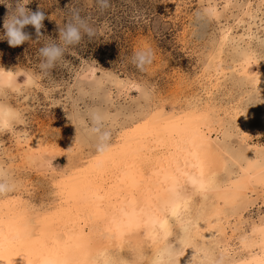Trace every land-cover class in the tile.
Listing matches in <instances>:
<instances>
[{"label":"rangeland","instance_id":"obj_1","mask_svg":"<svg viewBox=\"0 0 264 264\" xmlns=\"http://www.w3.org/2000/svg\"><path fill=\"white\" fill-rule=\"evenodd\" d=\"M26 7L45 13L42 35L27 26L30 41L0 40V66L37 78L35 87L0 98L22 114L11 133H0V170L14 185L0 195V239L13 222L32 218L35 236L57 234L51 241L65 248L102 189L120 185L121 162L138 168L132 154L167 137L201 135L213 152L216 191L193 196L183 223L171 221L164 248L132 235L92 264H229L261 255L264 242L254 239L264 227V0H109L107 8L98 0H30ZM6 11L0 5V33ZM74 13L94 36L42 71L39 49L57 41ZM143 49L153 60L140 71L131 60ZM93 113L103 116L99 124ZM213 210L221 220L206 236ZM186 239L191 246L180 251Z\"/></svg>","mask_w":264,"mask_h":264},{"label":"bare ground","instance_id":"obj_2","mask_svg":"<svg viewBox=\"0 0 264 264\" xmlns=\"http://www.w3.org/2000/svg\"><path fill=\"white\" fill-rule=\"evenodd\" d=\"M164 139L162 147H157L155 150L148 149L143 154H132L137 159V165H140L138 168H134V163L128 161L127 158L121 162L120 166L122 165L124 174L118 177L121 181L120 185L102 189L98 196L101 197L96 198L98 199V203H95L97 208L88 206V216L84 215L85 225L68 246L60 248L53 243V237H57V234L53 237H49V235L35 236V227L30 225L32 218L17 220L0 239V264H92L93 255H98L97 252H104L109 244L121 246L129 241L132 235L134 239L140 241L149 239L158 250L159 247H163L160 244L171 231V221L183 223L181 222L182 217L186 215L185 212H189L187 208L190 206L193 196L195 194L204 195L212 190L216 191L214 186L215 170L211 160L213 152L210 158L207 141H204L201 135L197 140L186 137ZM163 147H167V149H162ZM198 169L203 170L206 178H212L211 187L207 191L198 192L187 180V176L196 175ZM230 203L233 202L230 201ZM174 209L176 210L175 215H173ZM213 211L208 217V224L204 226L203 234L206 236H208V232L212 231L211 228H215V224L221 220L220 212ZM74 232L76 233V231ZM255 238L257 245L264 242V227L260 228ZM249 242L244 244L247 245ZM152 244L150 245L152 246ZM181 245L180 251H185L191 246L187 239ZM166 252L171 254L169 249ZM152 255L154 256V251ZM220 263L222 262L220 261ZM229 264H264V248L261 255L257 253L254 257L247 258L243 262L238 260Z\"/></svg>","mask_w":264,"mask_h":264},{"label":"clouds","instance_id":"obj_3","mask_svg":"<svg viewBox=\"0 0 264 264\" xmlns=\"http://www.w3.org/2000/svg\"><path fill=\"white\" fill-rule=\"evenodd\" d=\"M30 0H0V5H4L7 9L3 19V31L0 33V40H6L10 47H17L31 40L29 33L24 31L27 26L35 29L37 38L41 34L44 27L45 13L41 9L31 11L26 7ZM101 8L109 6V0H98ZM89 38L94 36V31L88 26L86 21L79 14L74 13L71 21L64 27L58 29V38L56 42L46 43L39 49V57L41 63L39 65L42 71L51 70L63 58L66 49L69 46L78 45L83 36ZM153 60V52L151 49H143L136 51L132 56V64L140 71H144L146 66L151 64ZM21 77L23 80L21 82ZM37 78L33 73H29L22 69L8 68L0 66V98L9 94H20L23 90L35 87ZM22 120V114L12 105L0 102V133H11L16 125ZM103 120V116L99 113H93V124H99ZM93 131L98 129L93 128ZM110 133L104 132L102 140L107 141ZM106 145L98 146V150L103 152ZM187 180L192 184L198 192H204L210 189L212 178H206L203 170L198 169L196 175L187 176ZM14 185L9 181L7 173L0 170V195H4L13 190ZM176 210H173V215ZM155 264H161L158 259Z\"/></svg>","mask_w":264,"mask_h":264}]
</instances>
